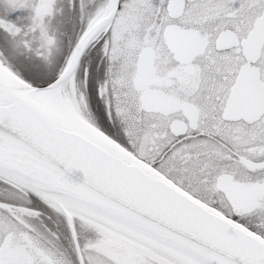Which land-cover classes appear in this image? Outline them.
Masks as SVG:
<instances>
[{"label": "snow or ice", "instance_id": "obj_1", "mask_svg": "<svg viewBox=\"0 0 264 264\" xmlns=\"http://www.w3.org/2000/svg\"><path fill=\"white\" fill-rule=\"evenodd\" d=\"M0 264H264V0H0Z\"/></svg>", "mask_w": 264, "mask_h": 264}, {"label": "rangeland", "instance_id": "obj_2", "mask_svg": "<svg viewBox=\"0 0 264 264\" xmlns=\"http://www.w3.org/2000/svg\"><path fill=\"white\" fill-rule=\"evenodd\" d=\"M17 15H23V13H18ZM14 18V17H13Z\"/></svg>", "mask_w": 264, "mask_h": 264}, {"label": "trees", "instance_id": "obj_3", "mask_svg": "<svg viewBox=\"0 0 264 264\" xmlns=\"http://www.w3.org/2000/svg\"><path fill=\"white\" fill-rule=\"evenodd\" d=\"M24 15V14H23Z\"/></svg>", "mask_w": 264, "mask_h": 264}]
</instances>
